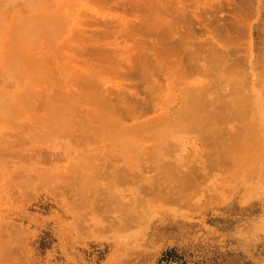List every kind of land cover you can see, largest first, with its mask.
Masks as SVG:
<instances>
[{
	"label": "rangeland",
	"instance_id": "obj_1",
	"mask_svg": "<svg viewBox=\"0 0 264 264\" xmlns=\"http://www.w3.org/2000/svg\"><path fill=\"white\" fill-rule=\"evenodd\" d=\"M27 3H0V57L12 58H0V162L6 164L0 168V264H264V117L253 111L255 98L264 97V0ZM21 8L20 28L31 29L25 43L5 29ZM42 15L61 20L56 34L32 30V19ZM65 39L72 43L61 47ZM47 56L41 69L53 67L52 83H39L26 110L16 103L21 69L12 71L11 63L23 57L35 65ZM89 80L97 87L87 86ZM192 86L211 90L204 119L173 126L163 141L156 128L135 132L145 152L161 150L165 162L184 157V164L181 176L170 174L167 190L151 199L145 220L130 219L128 201L144 193L138 189L145 177L157 175L151 166L158 158L120 157L121 143L130 139H96L98 116L118 122L124 115L126 127L151 129L150 118L169 119ZM82 92L105 95L109 104L86 105ZM232 96L240 99L239 116L223 126L234 124L231 134L240 128L254 139L239 164L215 159L206 136L214 126L207 114ZM71 98L81 112L67 111ZM151 98L155 109L147 112L142 105ZM114 108L122 111L118 118ZM58 119L65 134L54 133ZM142 160L151 166L141 175L131 164ZM89 164L100 165L105 176L83 184ZM143 195L145 203L149 195Z\"/></svg>",
	"mask_w": 264,
	"mask_h": 264
},
{
	"label": "bare ground",
	"instance_id": "obj_2",
	"mask_svg": "<svg viewBox=\"0 0 264 264\" xmlns=\"http://www.w3.org/2000/svg\"><path fill=\"white\" fill-rule=\"evenodd\" d=\"M10 1H12V0H0V3L1 2L7 3V2H10ZM26 1L28 2L27 5L30 4L31 7H35L36 2H38V0H36V2L34 0H26ZM46 1L47 0H44V3ZM7 5H10V4H7ZM7 5H6V8L9 7ZM3 9H4L3 11H5V8H3ZM21 12H22V8L20 9V12L18 14L16 13L14 15L15 16V18H13L14 21L13 22L10 21L11 23H9V28H5V29H6V31L8 30L9 31L8 33H10V34H13V35L16 34V37L18 38V40L21 43H25L24 39L27 36V34L31 31V29H27L25 26L23 28L22 27L20 28V17H22V16L19 17V15H20ZM4 17L2 19H4ZM35 18H37V20L34 21V18L32 19L31 27H32V30H36V32L41 30L42 33H45V34L48 33V32L56 34L57 31H58V27L61 24V20H57V19H54L53 17H48L46 15L38 16V17H35ZM2 19L0 20V23L3 22ZM7 25H8V23H7ZM3 26L5 27V25H3ZM0 29H2V28H0ZM1 35L2 34H0V36ZM5 35L9 36V34L8 35L5 34ZM4 39L8 43L9 39L7 37H4ZM6 39H8V40H6ZM68 41H69L70 44L72 43L71 39H69ZM68 41L65 39L64 42L62 44H59V45L61 47L67 46L68 45ZM22 45H24L26 47L25 44H22ZM7 47H10V45L9 46H5L4 48H7ZM10 49L11 48H9V50ZM0 50H1V48H0ZM11 50H10V52H11ZM7 51H8V48H7ZM3 52L6 55H8L7 52H5V51H2L1 55L4 54ZM8 57L9 56H7L6 59H5V57H3L4 61L6 60V62H7V60H9ZM3 58H1L2 61H3ZM10 59H12V58H10ZM21 59L24 61V62H20V60H19V62L21 64H17L19 62L11 63L12 66H13V69H11L12 71L13 70L17 71L18 69H21V74L18 75L17 79L18 78L19 79L17 81H18L19 84H21L19 81H20V76H22L21 79L23 80V83H24V84H22L23 85L22 88L18 87L19 88L18 92H19V96L20 97L17 95L18 98H17V102L16 103H18V99H19V104L21 106L24 105L25 109L26 108L27 109L28 108L31 109V105H33L32 102H34V100L36 98V94H37V90H38V87H39V83L41 84V82H43V81H44L43 84H46L47 82L52 83V78L54 76V75H52L53 74L52 72L54 70H53L52 66L50 68L51 71L50 70L41 69V66L42 67H46L47 66L46 63L51 61L50 58H48V56L45 57L44 60L40 61L39 64H35V65L31 61H29V59H27V58L21 57ZM4 63H3V65H4ZM8 63L9 64L7 65V63H6V65L10 69V67H9L10 66V62H8ZM37 68L39 69V71H38ZM5 70H7V69H5ZM40 70H44V71L40 72ZM8 72H9V70H8ZM11 73L12 72H10V74ZM10 74H8L9 75L8 79L11 78ZM5 75H7V74H5ZM86 85L89 86V87H92V86L97 87L98 83L96 81H94V80H89L88 82H86ZM188 90H191L190 93H189ZM210 91H211L210 88L208 89L206 87H200L199 88V87L192 86L191 88H188L186 90V93L189 94L190 97L186 98L182 102V104H179V105H182V106L178 105L179 107H177V108H175L174 110L171 111L170 115H168V116H170L169 119L164 118L167 115H164L163 113H157V114L153 115L150 118L151 119L150 120V124L152 125L151 129H148V126L145 123H140V122H139L140 124H136L135 127L134 126L133 127H126L125 124H123V122H122L123 117L127 118L126 116L123 115L122 117L119 118V120L116 119V117L118 118V115H122V111H120L117 108H114L113 114L115 113L116 117H114V118L118 122H116L112 118H107V117H104V116H98V118H99L98 132L99 133H97V134L94 133V137L96 139L107 137V136H110V135H114V136H117V137L126 136V137H128L130 139V141L123 140V142L121 143L120 152H119L120 157L121 156L124 157V155H128V154H130V155L134 154L136 157L143 156L144 160H145V157L153 159L152 156H154V155H155L156 158H158V159H153V160H156V161L155 162L153 161L154 164L152 166L147 164V163H149L148 161H147V163H145L146 160L144 162H143V160H142V162L141 161L140 162L139 161H135V162H133L131 164L132 169H134L135 171H137L140 174L143 171H145V169L148 170L150 168V166H151L152 168H154V170L156 172L155 174H157V175H155L153 177H151L152 176L151 175L149 177V179H147L145 177L146 181L143 182L142 185L140 184V186H139L138 190L144 191V193L146 192V194L149 195V198L147 200H145L146 201L145 203H142V200L145 197V195H143L144 193H139L138 194L139 196L136 193L135 197H134V201H130L131 199L128 201V202H132L131 206L128 205L130 207V209L128 208L129 211L127 212V214L130 217V219H138V221H141V222L143 220H145V217L148 214V212L153 211V205L151 203V199H155L157 197L162 196L163 192H165L167 190V184L166 183L168 182V178H170V174L173 175V178H179L181 176L180 173H181V169H183V164H184L183 163L184 157L183 158H179L180 161L175 160L174 162H165L164 160L160 159V158L164 157L165 152H162L161 150L159 152L155 151V153H147V152H145L144 149H142V145L140 144V138L136 135L135 132L138 129L152 130L153 128H156V129L160 130L159 138H161V141H163L168 136V134L173 131L171 129L173 126H175V129L179 128V127L183 128V126H186L191 121H195L197 119V117H199V118L202 117V119H204L205 117L203 116V113L205 111H207V110H210V108H211V101L212 100H211V97H210ZM32 97H35L34 100L31 99ZM72 98H71V100H66L65 101V104L72 105V107L68 108L67 111L68 112H73V111H76V110L78 111L79 110V112H81L80 109H77L76 107L74 108L73 105L76 104V100L74 101V100H72ZM80 98H82L84 100V103L86 105H88L87 103L90 100H92V99H95L96 101H94L92 103L89 102V104H97L100 107H106L107 104H109V102L107 101V98H106L105 95H101V97H94V96L90 95V92H87L86 94L82 92ZM31 100H32V102H31ZM239 101H240L239 98H237L235 96H232L230 99H227L223 103V105L221 107H219V108L217 107V111L216 112H212V113H208L207 114V116H208L207 117L208 118V120H207L208 124L210 126H212L214 124V126L212 127V130H210L209 133L206 135L207 138L210 139L209 140L210 145L214 148V149H212L213 150L212 152L215 153L214 154L215 155V159L223 158L225 156V158L223 159L224 161H227L228 163L229 162H236L238 164L241 161L244 162L245 157L247 159V154L249 153L248 150L250 149V145L248 146L247 142H251L254 139H251L249 137V133L240 134L239 133L240 131L243 132V130L240 129V128H238L239 130L237 132L231 134L232 131L234 130V128H236V126L234 124L223 126V124L227 123L228 120H234V119H236L235 117L239 116V110L241 108V105H236V103L239 102ZM30 102H31V105H30ZM144 102H145V105H148L147 107L142 105V107H144L145 110H147L149 107L150 108L151 107L154 108V104L156 103L154 98L153 99L152 98L149 99V102L148 101H144ZM58 104L62 105L63 101H60ZM255 104H256V106L253 107V111L258 110L259 116L260 117L261 116L264 117V110H263L264 109V97H262V98L256 97L255 98ZM30 109H28V110H30ZM116 109L118 111H115ZM140 111H142V110H140ZM148 111L149 110H147V112ZM143 113H145V112H143ZM13 115L14 114L12 113V115H8V116H13ZM6 116H7V114H6ZM230 118H234V119H230ZM103 124H105V125H103ZM53 128L55 129L54 133L57 134V135L66 133L64 127H62V124L59 122V119L57 120V123H56L55 126H53ZM111 132H114V133H111ZM147 133L148 132H143L142 135L145 136ZM255 134H257L256 131H255ZM228 138L231 139L230 143H227V139ZM220 147L225 149L226 152L221 153L220 152L221 151ZM0 148H1V146H0ZM1 154H2V152L0 150V156H1ZM132 157L133 156H131V159H132ZM134 157H133V161L135 160ZM140 157H139V159H140ZM209 157H211V156H209ZM228 158H231V159L226 160ZM258 162H261V160H259ZM107 163H109V162H107ZM4 164H1V162H0V168H3V167L5 168ZM99 164H102V165L106 166V164L104 162H101ZM150 164H152L151 161H150ZM101 168L102 167L100 165H97V166L96 165H92V164L86 165V168H83V171L85 172L84 173L85 174V178H84V180L82 179L83 184L85 182L90 184V181H94L95 179H98V178H100L102 176L104 177L105 173L102 171ZM110 168L111 167L109 166V169ZM103 169H105V168H103ZM85 170H87V173H86ZM114 170H115V168H114ZM128 171H130V168L128 169ZM160 172L163 173V174H164V172H166L167 176L165 174H164V176H161ZM111 173H113V172H111ZM191 173H192V171H191ZM128 174H126V175H128ZM114 175H113V177H114ZM117 175H118V173H117ZM134 175H135V173H134ZM132 176H133V174H132ZM115 177H117V176H115ZM121 177H122V175H121ZM123 177H125V174H123ZM136 177H138V176H136ZM136 177L135 178L133 177V179H136ZM141 178L144 179V177H142V176H141ZM137 179H138V182H139V178H137ZM108 181H110V180H108ZM133 181L136 182V180H133ZM255 181L261 182V176L257 175ZM119 182L120 181H118L117 184ZM96 183H95V185H96ZM109 184H110V182H109ZM135 185H137V184H135ZM135 185H132V186H135ZM81 187H83V186H81ZM106 190H107V187H106ZM106 190L104 189L103 191L106 192ZM89 191H91V190H89ZM107 193H108V191H107ZM114 193H116V190H115ZM141 195H143V196H141ZM125 208H126V206H125ZM127 220H128V218H127ZM127 220H126V222H128Z\"/></svg>",
	"mask_w": 264,
	"mask_h": 264
}]
</instances>
